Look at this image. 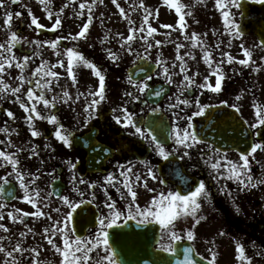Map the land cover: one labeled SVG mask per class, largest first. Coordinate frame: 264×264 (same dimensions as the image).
<instances>
[{"label": "flooded vegetation", "instance_id": "flooded-vegetation-1", "mask_svg": "<svg viewBox=\"0 0 264 264\" xmlns=\"http://www.w3.org/2000/svg\"><path fill=\"white\" fill-rule=\"evenodd\" d=\"M225 3H227V0H225ZM239 5V7L230 5L227 8L231 14V19L239 26L238 33L233 31L232 34H229L225 31L223 17L221 11L215 5V0H190L188 6H185L186 14L183 15V26L178 24L173 17L156 20L154 44L156 41L161 43L158 47L155 44L154 57L150 59L154 63L158 57L166 61L170 71L175 73V75L173 76L174 82L167 84L162 76L157 75L159 69H156V71L149 74L153 77L151 87L154 89L163 87L165 94L159 97L145 94L140 101L127 104L129 110L136 113V119L144 121L139 126L146 135L148 134L149 122L163 119L170 125L173 119L172 112L167 109V104L169 103L168 98L177 92V88L181 80H183V73L180 72V61L176 60L178 53L184 56V60L188 65V75L194 77L197 85L205 82V76L209 77L208 82L213 86L216 81V75H209L210 69L205 63L199 43L200 40L204 41L205 47L210 51L212 61H224L221 64L223 70L221 91L212 92L208 89L193 88L190 93L185 92L182 97L189 99L191 101L190 105L188 107L181 105L183 110H176L181 117L196 112L198 110L196 105L197 97H199L202 105L211 106L201 116L193 117V125L204 139L190 150V157L179 164L178 161L185 151L182 146H176L169 140L166 148L177 147L179 155L171 163L165 162L162 158L157 157L153 151L152 144L147 139L135 134L134 129L130 126L125 128L113 119L112 110L119 109L122 104L128 101V98L124 96V92L133 90L128 85L127 77L130 75L129 70L136 66L140 59L134 54L130 55L127 52L119 51L120 59L117 62H113L107 57L105 49L110 48L115 51V48H86L80 46L79 42H73L68 39V42L65 39L60 40L56 49H52L50 43L42 45L39 49H37L36 45H32L30 48L28 44L23 42L25 38L29 41L51 42L58 37H67L71 31L63 27L60 28L59 25L53 33L36 35L32 32L34 31V25L31 22H27L29 34L34 36H25V31L20 36L22 37L23 48L30 49V52H23L17 49L18 52L14 50L13 52L19 58L24 55H32L34 51L38 50L40 57L29 62V67L25 74L30 75L31 71L40 64L41 59L47 60L49 65L56 64L58 60L62 61L64 67L57 66L53 69L59 74V79L53 80L52 94H61L67 91L72 98L69 103L58 104L54 112L46 108L42 103L37 106V110L45 116L49 114L57 115L67 128L74 131L76 139L73 140L71 147L65 146L52 135L54 126L44 119H34V130H38L41 135L32 137L26 122L24 108L15 101V97L9 93L6 98H0V127H4L7 122L9 130L13 128L17 130L10 137L15 147H9L8 151L15 152L17 148L24 149L18 154L17 159L19 160L18 170L29 173V175L25 176V183L32 178L31 174L40 177L34 185L40 190V198L36 201V206L34 207L22 199L24 193L19 186L11 165L8 164L0 168V184L6 179L13 182L17 187V195L14 201L5 203L0 199V203L5 205L3 209H0L3 212V217H5L0 223H3L8 229L7 232L0 229V236L6 237L0 243L11 250L19 241L24 248H36L38 250L39 264H61L62 235L57 233L53 237L55 245L61 249V252H57L48 243L44 232L45 228L51 227L53 221H63L64 216L70 211L67 205L61 203L56 193L67 196L69 200L77 205L69 227L75 229L76 234L82 237L94 236L99 226L97 217L101 215L107 216L108 214V209L105 207V201L108 197L115 201L116 208L124 213L125 216L128 211L126 206L132 203L127 189L120 182L122 178L119 177L121 169L117 167L118 163L131 166L130 182L132 183L133 191L137 194L135 203L139 204L141 208L149 204L152 197L160 192L166 193L169 190H179V178L173 174L178 168L185 170V175L189 178L188 184L184 185L185 187H191L195 182L204 180L209 196L207 199L200 198L198 200L200 208L197 210L195 217L191 214L183 215L173 222V230L179 233L181 237L177 241H171L169 233L162 230L158 222L147 223L150 226L147 228L148 231H145V229L141 230V226H138L139 217L136 220L130 218L125 220L124 216H122L117 224L105 229L109 233V245L114 253L116 264L118 257H124L123 259L128 261L134 260L133 255H129V252L136 250L134 248L136 243L144 241L145 235L148 241H155L157 231H159L158 240L162 244L188 241L200 255L211 262L212 254L214 253L215 264H240V261L237 260V245L241 240L255 244L264 243V183H257L264 180V158H262L264 156V147L249 155L250 174L253 177V182L257 183L256 187L243 188L235 180L221 179L217 181L213 179V170L204 160L208 155H213L208 152V145L213 144L227 152V159L234 163H240L239 152L236 149L227 145L228 143H223L226 146L214 143V141L219 140V134H214L213 130L215 128L211 126L215 122L209 120L202 123L204 116L214 109L220 110L221 117L229 118V123L236 116L241 117L251 131L254 143L264 144V134L261 133L264 128L256 130L250 128V125L256 122L254 105H264V44L253 31L254 25L250 22L256 19L264 22V15H250V12L256 6L264 9V2H261V0H239ZM3 7L8 12L15 13L16 15H13V17L17 19L23 16L19 9H14L13 7L15 6L9 5L8 0H4ZM29 7L34 17L41 18L40 10L34 8L32 4ZM248 20L250 23H247ZM20 21L22 22V20ZM54 23L55 21H52V24ZM52 24H48L47 27H52ZM261 26L264 28V24ZM193 33L198 34L196 46H193V40L191 39ZM186 36L189 39H185ZM218 42L220 43L219 49L216 48ZM179 45H183V47L178 49ZM242 45L250 51V57L244 55ZM68 47H74L85 58L96 63L101 73L105 76V98L99 108L94 110L98 112V115L89 120L87 124L85 121L89 114L84 111V107L93 98L89 93L95 92L99 88V78L95 76L94 70L87 65L75 63L73 72L75 83H73V79L67 71L65 50ZM91 50H95V52ZM134 50L142 56L144 52L143 44L139 43ZM56 52H60V55H56ZM185 53L190 55L185 56ZM224 53H228L234 58L231 63L227 62V57L223 56ZM243 59L249 60L248 65L239 63ZM173 61L176 62L175 68L172 67ZM12 67L17 69L14 65ZM213 67H215V63ZM139 68L133 71L132 76L134 78L138 76L143 79V73L138 71ZM4 81L11 87L18 85V80L16 79H4ZM27 89L28 85L25 84L21 93L22 99L23 93H26ZM78 93H83L79 101L75 99ZM52 94L49 95V99ZM156 105H160L161 110L159 113L151 111V108ZM236 109H239V111ZM5 110H11L15 119L7 117ZM115 115H122V113L117 111ZM217 119H219V116ZM185 124L186 121L181 120V127ZM161 131L162 129L157 127L155 134L159 135ZM216 131H218L217 127ZM89 134L93 135L95 140L101 145L111 149V152L107 154V158L100 156L94 159L95 154L91 151V148L86 147L80 139L81 137L89 136ZM164 134L166 135V133ZM7 139V134L0 133V140L5 141L4 145H0V149L7 146ZM33 144L38 146L39 155L30 157L29 150ZM45 144H48L49 147L45 148ZM215 158V155H213V161ZM69 160L77 165L75 169L70 167L68 164ZM97 160L101 162L98 164ZM147 165L153 167L157 175L156 180L147 176ZM37 169H41V171L37 172ZM53 169H55V172H52ZM221 171H224V169H221ZM109 172L117 177L114 186L107 184L104 180V177ZM49 173L52 174L49 175ZM137 174L140 176L139 181L135 180ZM73 175L76 177L75 182L73 181ZM80 178H83L84 184L78 182ZM162 180L166 181V183H161L160 181ZM145 181L147 182V188L144 187ZM92 182L96 184L95 188L88 186ZM225 185L227 187L224 191H221V188H224ZM105 188H107V192L104 191ZM53 189H55L54 192ZM149 189L153 191H149ZM49 192H53V195L48 196ZM80 192H83V197L80 196ZM45 197L47 198L45 199ZM81 200L86 201V203H80ZM13 208L20 209L30 215L24 217L23 223L14 222L8 216V212L12 211ZM37 208L44 212L45 215L32 216L31 213L36 212ZM55 208H60V212L53 211ZM49 215H51L52 220L48 219ZM197 220H199V223H196ZM25 225H27V228H31L32 231L21 238L20 233L27 232ZM189 231L193 233L192 240L187 239ZM113 246L117 248L118 253H124V255L117 256ZM155 248L160 249L158 243H156ZM107 254L103 246L99 247L92 254L89 264H95L96 260H100V264H106L102 258ZM16 255L19 257L20 254L17 253ZM30 255L32 254L24 253V259L21 260V264H32V261L27 259ZM259 257L264 258V254H260ZM0 264H4L3 253H0Z\"/></svg>", "mask_w": 264, "mask_h": 264}, {"label": "snow or ice", "instance_id": "snow-or-ice-1", "mask_svg": "<svg viewBox=\"0 0 264 264\" xmlns=\"http://www.w3.org/2000/svg\"><path fill=\"white\" fill-rule=\"evenodd\" d=\"M19 0H11L12 4L18 3ZM44 0H41L43 3ZM102 3L103 0H100ZM116 7L120 9L121 15H124V9L117 3V0H112ZM167 3L168 0H165ZM264 2V0H261ZM97 0H82L79 4L80 12L77 13L78 16L83 15V10H88V19L87 22L83 24L81 30L73 35L69 33L67 37H58L56 40L51 42L48 41H39V40H27L26 38L23 40L24 43L28 44L31 48L32 45H36L37 49H39L42 45L50 43L52 49H56L60 40L68 39L72 41H78L81 38H86L87 30L90 27V23L93 20L92 11L96 6ZM215 5L218 10L221 11L225 31L229 34H232L233 31L239 32V26L231 19V14L227 10L230 5H235L239 7V0H215ZM4 6V0H0V7ZM67 5H65L66 7ZM175 10L177 13L181 12V8L183 4H174ZM140 8L144 10V15L142 18V22L139 28L135 27V22L129 18V35L127 37L120 36L119 44H120V52H127L128 54H134L138 59H150L149 51L153 48V44L149 42V38L153 36L156 32L155 28H152L148 25L149 17L152 15L150 9L144 7L143 0H141ZM135 11V7L132 8ZM60 12H63V8L60 9ZM51 10H48V16L51 18L52 16ZM190 14V13H189ZM13 15H16L13 12H7L5 14V25L9 28L10 38L7 39L4 43H0V98H6V96L10 93L15 97V101L20 104L26 113V122L30 129V134L32 137H38L41 133L38 130H34V119H44L47 122L54 126V131L52 135L59 140L62 144L67 147H71L73 140L76 139L75 133L73 130L67 128L59 119V117L55 114L42 115L38 110L37 106L39 104H43L46 108H49L54 112L57 105L60 103H69L72 99L69 92L64 91L61 94H52V83L53 80L59 79V74L53 69L57 66L64 67L62 61H57L56 64L49 65L47 60L41 59L39 65H37L32 71L30 75H26V70L29 67V62L35 58L40 57V52L34 51L32 55H24L22 57H17L13 49L21 44V38L18 37L16 31L11 30V18ZM29 15L31 12L29 10ZM103 19V14H101V20ZM183 26L184 16L180 15L179 20L177 22ZM32 25H37V20L33 16L31 19ZM61 24V20L59 18V14H57V18L55 23L52 24V29L55 30ZM145 25H148L145 27ZM43 25H38L37 30L43 28ZM145 33V35H140V33ZM117 35H120L117 33ZM197 33H193L191 39L193 40V46H196ZM108 37H105L107 40ZM185 39H189V37H185ZM136 40H140L144 45L143 55L139 52H136L133 48V42ZM160 41H156V46H160ZM200 46L203 51L205 63L208 65L210 72L209 75H216L215 85L213 86L208 82L209 77H204V83L197 85L194 77H190L188 75V65L184 60V56L177 54L176 60L180 61V72L183 73V80H181L180 85L177 88V92L170 96L169 103L167 104V109L172 112L173 119L171 124L169 125L167 121L163 119L159 121H151L148 123V134L146 135L142 128L139 126L144 123V121H140L136 119V113L129 110L127 104L131 102L140 101L143 95L148 96H156L159 97L165 94V89L161 87L160 89H154L151 87V81L153 79L152 75L148 74V71L144 67H140L138 71L144 74V78L140 79L138 76L134 78L132 75L127 77L128 85L133 89L132 91H125L124 96L128 98L119 109H113V119L116 123L121 124L123 127H131L134 129V133L139 135L142 138H145L149 141L153 146V151L157 155L158 158H162L163 161L171 163L172 160L176 159L179 155V149L177 147H173L171 149L166 148L167 142L170 140L176 146H182L185 151L183 156L180 157L179 163H183L184 160L190 157V150L197 144L201 143L204 139L202 135L195 129L193 125V117L201 116L206 112L210 105H202L200 103L199 97L196 98V105L198 110L193 112L191 115H185L181 117L177 109L181 111V105L188 107L191 101L187 98H182L185 92H191L193 88H199L200 90L208 89L212 92L221 91L222 87V74L223 70L221 64L224 63L223 60L219 62H214L211 59L210 51L205 47L204 41L200 40ZM183 47V45H179L178 49ZM220 43L216 44V48L219 49ZM244 55L250 57L251 53L248 49L241 46ZM107 57L113 61L117 62L120 59V55L117 51H113L112 49H105ZM65 54L67 56V71L69 76L72 77L73 83H75V76L73 75L75 63H83L87 65L89 68L94 70L95 76L99 78V88L95 92H90L89 95L93 98L91 101L85 105L84 111L87 112L88 118L85 123L87 124L89 120L95 118L98 115L97 110L99 105L103 102L105 98V76L101 73L99 67L96 63L90 61L85 58L82 53L74 49V47H68L65 50ZM56 55H60V52H56ZM185 56H189V53H185ZM223 56L227 57V62L231 63L233 61V57L228 53H224ZM215 63V67L213 64ZM242 65H248L249 60L243 59L239 61ZM15 65L17 69H19V75L15 78L20 83L16 87H11L7 82L4 81L3 77L5 75L6 66L11 68ZM172 67H176V62L173 61ZM157 75L162 76L167 84H172L173 76L175 73L171 72L169 67L167 66V62L162 60L161 58H157L155 61V66L152 68V71H156ZM195 75V74H194ZM27 84L28 89L26 93H23V99L21 98V93L23 86ZM51 98L49 99V95ZM83 93H78L75 97L77 101L80 100ZM239 99V97H237ZM146 103V102H145ZM226 103V102H222ZM234 107V106H233ZM161 110L160 105H156L151 108L153 113H159ZM239 111V109H236ZM119 111L122 115H115V113ZM5 114L10 119H15L14 113L11 110H5ZM210 113L204 118L206 120L209 119ZM254 117L255 123L250 125L252 130H256L258 128H264V105H254ZM181 120L186 121V124L181 127ZM212 127H216L215 124L211 125ZM162 129L161 133H156V128ZM16 129L9 130L7 122L4 127H0V133H5L8 136L7 146L3 149H0V168L5 167L10 164L13 172L16 175V179L19 182L20 188L23 190L22 199L29 204H32L34 207L36 206V201L40 198V190L35 187L36 181L40 179L38 175L31 174L32 178L25 183V176L29 175L27 172H21L18 170L19 160L17 156L20 152L24 151V149L17 148L15 152H9V147H15L13 145L12 140L10 139L12 133L16 132ZM166 133V135L164 134ZM249 135L251 134L248 133ZM231 138V137H229ZM82 143L86 147H90L91 151L95 154V157L103 156L107 158V154L111 152L109 147L101 145L97 142L93 135L89 134L87 137H81ZM5 141L0 140V145H4ZM49 147L48 144H45V148ZM264 147V144L254 143L251 145L250 150L240 151L237 146V151L239 152L240 163H234L233 161L227 159V152L222 150L221 148L216 147L213 144L208 145V152L215 155V160L213 161V155H208L204 158L205 163L209 164L211 169L213 170V179L219 181L221 179H229L235 180L239 183L243 188L247 187H256L257 183H264V180L258 181L257 183L253 182V177L250 174V164H249V155L254 153L257 149ZM38 146L33 144L31 149L29 150V156L34 157L38 156L39 152L37 151ZM101 161L97 160L99 164ZM147 163V162H145ZM68 164L72 169H75L77 165L72 161H68ZM117 167L121 169L119 172V177L122 178L120 182L123 187L127 189L128 194L132 199V203L126 206L127 215L125 216L119 209L116 208L115 201L111 200V197H108L105 201V207L108 209L107 216H98V228L95 232L94 236H84L82 237L79 234H76V230L69 227V223L73 219V213L77 207L76 203L69 200L67 196L59 195V200L61 203L68 206L70 211L64 216L63 221H53L50 228H45V238L48 243L56 249L57 252H61V249L57 247L54 243L53 237L60 233L63 237V250H62V261L61 264H89V261L92 259V254L99 247L103 246L107 251V255L103 256V261L106 264H116L114 259V253L111 251V246L109 245V233L105 230L106 228H111L113 225L117 224L122 216H124L125 220L132 219L136 220L139 217L138 226H143L147 223L158 222L161 226L162 230L169 233V238L171 241H177L181 237L179 233L173 230V222L179 217L183 215L191 214L193 217L196 216L197 210L200 208V204L198 200L200 198L207 199L209 196L208 189L206 187V182L204 180H200L195 182V184L191 187H185L189 182V178L185 175V170L176 169L174 171V175L179 178L178 189L179 190H169L166 193L160 192L154 195L145 207L141 208L139 204L135 203L136 200V192L133 191L132 183L130 182V175L132 172L131 166L128 164H117ZM224 169V171H221ZM37 172H40L41 169H37ZM55 172V169L52 170ZM52 173H49L51 175ZM147 176L151 179L156 180L157 175L153 170V167L147 165ZM104 180L107 184H112L114 186V182L117 181V177L113 175V173L109 172ZM136 181L140 180V176L137 174L135 177ZM73 181H76L75 175H73ZM80 184H84L85 181L83 178H80L78 181ZM161 183H166V181H160ZM8 181L5 179L4 183L0 184V194H3L5 189V184ZM90 188H95L96 184L94 182L89 183ZM144 187L147 188V182H144ZM227 186L221 188V191H224ZM78 191V189H76ZM119 190V189H117ZM11 195L14 196V189L8 190ZM55 189H53V192ZM107 192V188L104 189ZM149 191H153L149 189ZM53 192H49L47 195L52 196ZM83 192H80V196L83 197ZM47 197H45L46 199ZM94 198V194H93ZM2 199V196H0ZM80 203H86V201L81 200ZM4 204L0 203V209L4 208ZM55 212H60V208L53 209ZM239 211V209H237ZM135 213V214H133ZM15 214V215H14ZM30 215L29 213L22 212L20 209L13 208L12 211L8 212L9 218L13 219L14 222L19 221L23 223L24 217ZM32 216H43L44 212H41L39 208L34 213H31ZM0 219H3V212L0 211ZM49 220H52L51 215L48 216ZM199 223V220L196 221ZM27 228V225H25ZM0 229H3L5 232L8 229L5 227L3 223H0ZM32 231L31 228H27V232H21L20 237L23 238ZM162 238V237H161ZM6 239L5 236H0V241ZM187 239H193V233L189 231L187 233ZM160 250L166 253L175 254L172 259L166 261V264H196V260L193 258V249L191 247H185L182 249L177 248L173 243L162 244L158 240ZM31 253L32 255L28 256L27 259L32 261V264H39V252L36 248H24L21 246V242L17 241L14 247L11 250L7 249L2 243H0V253L4 254V264H21V260L24 259V253ZM19 253V257L16 255ZM183 255V258H179L180 255ZM259 255V253H257ZM245 259L250 260V258L245 256V249L242 245H237V260L244 261ZM95 264H100V260H96ZM144 264H149L148 261H145ZM212 264H215V254H212Z\"/></svg>", "mask_w": 264, "mask_h": 264}, {"label": "rangeland", "instance_id": "rangeland-1", "mask_svg": "<svg viewBox=\"0 0 264 264\" xmlns=\"http://www.w3.org/2000/svg\"><path fill=\"white\" fill-rule=\"evenodd\" d=\"M33 2L34 4H40L41 0H19L18 2V8L23 11H29V3ZM52 1H55L57 5H55ZM133 1V2H132ZM117 0V3L121 6V8L124 9V15H121L120 9L116 7V4L112 2V0H103L101 3L100 0H97L96 6L94 10L92 11V16L93 20L90 23V27L87 30L86 38H81L78 41H73V42H79L80 46L86 47V48H101V47H111L115 48L117 52L120 50V36L127 37L129 35V18L135 22V27L139 28L142 22V18L144 15V10L139 7L141 0ZM178 1L183 4V6H188V2L190 0H168L166 3L165 0H143L144 7L147 9H150L152 12V15L149 17L148 25H150L152 28H155L156 25V16H161V8L163 6H167L166 12L169 10L168 4L173 6L174 4H178ZM82 2V0H44L42 5L44 7H48V9H54L56 11V17L57 14H59V18L61 20L60 28H66V30L71 31L70 33L75 35L77 34L81 28L83 27V24L87 22L88 19V10L84 9L83 10V15L78 16L77 13H79L81 10L79 8V4ZM65 5H67L65 7ZM135 7V11L132 10V8ZM63 8V12H60V9ZM53 11V10H52ZM101 14H103V19L101 20ZM173 12H171L167 16H173ZM29 17V20L31 21L32 16L26 14ZM48 16V11H45L43 18L47 19ZM53 17V16H51ZM50 24V23H49ZM11 30L14 31L13 29L18 25V23H11ZM148 25H145L147 27ZM33 33H35L33 31ZM119 33L120 35H117ZM25 35L32 37L34 36L33 34H29V32L25 31ZM69 35V34H68ZM67 35V36H68ZM140 35H145V33H140ZM154 34L152 37L149 38V42L153 44V48H151L149 51V57L153 58L154 57ZM105 37H108L107 40H105ZM10 38V33H9V28L5 24L1 23L0 25V43H4L7 39ZM66 42H68L67 39H65ZM72 41V40H70ZM136 40L133 42V48L136 49L139 43L143 44L142 41ZM143 50H144V45H143ZM95 52V50H91ZM19 75V72L17 69L11 67L8 68L6 66L5 69V75L3 79L6 80H15V78ZM20 82L18 81L17 84ZM17 86V85H16ZM5 217H3L4 219ZM3 219H0L3 220ZM9 226V225H8ZM243 246V243H241ZM245 246L244 244V249H245V256L249 258L248 254L253 253V248ZM258 252L264 253V247L257 248L255 250ZM252 259V258H250ZM246 263L243 264H248L250 261L246 259ZM254 261L258 264H264V259L262 258H257ZM255 262H252L250 264H256ZM242 264V263H241Z\"/></svg>", "mask_w": 264, "mask_h": 264}, {"label": "water", "instance_id": "water-1", "mask_svg": "<svg viewBox=\"0 0 264 264\" xmlns=\"http://www.w3.org/2000/svg\"><path fill=\"white\" fill-rule=\"evenodd\" d=\"M261 37L264 39V36L263 35H261ZM241 146H243V143H241ZM242 150V149H241ZM243 151V150H242ZM14 189V187L13 186H7V185H5V189H6V191L3 193V196L6 198V200H8V201H10V200H12L13 198H14V196H15V192H14V196L13 195H11L10 194V192L8 191L9 189ZM15 190V189H14ZM177 248H179V247H177ZM175 254H171V255H168V256H166V255H163V254H161V256L159 257V254H156V255H154V254H150V252H148V250H147V248H145V251L144 252H140L139 253V255H138V257H139V259H140V257L141 258H147V259H149V264H158V260L159 259H166L167 260V258H173V256H174ZM193 255H195L194 253H193ZM196 256V255H195ZM170 260V259H169ZM121 264H126V263H124V262H122ZM135 264V263H134ZM136 264H144V261H141L140 262V260L139 261H136ZM206 264H208V263H206Z\"/></svg>", "mask_w": 264, "mask_h": 264}]
</instances>
